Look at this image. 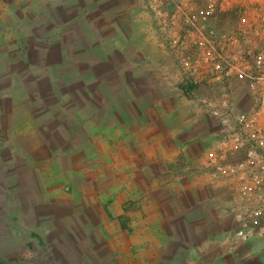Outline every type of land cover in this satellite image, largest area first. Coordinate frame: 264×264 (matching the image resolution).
Returning a JSON list of instances; mask_svg holds the SVG:
<instances>
[{
    "label": "rangeland",
    "instance_id": "374dc122",
    "mask_svg": "<svg viewBox=\"0 0 264 264\" xmlns=\"http://www.w3.org/2000/svg\"><path fill=\"white\" fill-rule=\"evenodd\" d=\"M219 1L224 30L264 10L263 0ZM159 2L0 0V161L11 173L0 176V264H264V242L240 241L227 216L217 229L224 246L205 241L207 225L198 242L190 224L175 232L172 217L178 238L155 245L146 193L122 186L121 167L113 178L129 104L144 103L134 77L146 68L149 26L159 31ZM157 34L151 50L168 52L177 72L178 56L194 49H164Z\"/></svg>",
    "mask_w": 264,
    "mask_h": 264
},
{
    "label": "built area",
    "instance_id": "2783aa9c",
    "mask_svg": "<svg viewBox=\"0 0 264 264\" xmlns=\"http://www.w3.org/2000/svg\"><path fill=\"white\" fill-rule=\"evenodd\" d=\"M154 4L162 47L194 49L178 56L176 70L194 85L215 136L203 159L208 180L232 192L235 236L264 242V10L245 11L224 30L219 0Z\"/></svg>",
    "mask_w": 264,
    "mask_h": 264
},
{
    "label": "crops",
    "instance_id": "0c3cea01",
    "mask_svg": "<svg viewBox=\"0 0 264 264\" xmlns=\"http://www.w3.org/2000/svg\"><path fill=\"white\" fill-rule=\"evenodd\" d=\"M224 1L229 2L227 5L238 2ZM221 3L223 5V0ZM149 27H152V36ZM149 27L143 26L149 33L144 40V47L148 49L146 68L142 74L134 77L145 83L142 90L144 103L142 106L129 104L126 119L129 130L127 153L123 150L125 147L113 149V152H119L113 156L119 162L118 165L113 164V178L116 179V172L121 167V174L127 176L126 184L122 186L126 185L131 192L146 193L143 206L151 209L149 223L154 225L150 231L159 233V239L154 240L155 245L165 238L168 218L172 217L175 232L178 224H190L198 242L207 225L211 231L204 235L205 241L209 243L219 238L220 247L224 246L228 235L220 237L217 229L221 223H225V216L231 218L233 196L226 184L210 183L203 167L204 155L216 146L213 130L205 111L195 100L194 85L185 81L180 73L174 72L172 56L162 49L151 50L156 48L153 34L156 36L158 29L155 23ZM157 35L160 45V34ZM129 86L131 89L132 83ZM164 193L166 197H163ZM219 212L221 217L216 215ZM167 235L178 238L177 233ZM211 251L208 249L207 253Z\"/></svg>",
    "mask_w": 264,
    "mask_h": 264
},
{
    "label": "trees",
    "instance_id": "16d2710c",
    "mask_svg": "<svg viewBox=\"0 0 264 264\" xmlns=\"http://www.w3.org/2000/svg\"><path fill=\"white\" fill-rule=\"evenodd\" d=\"M6 93V92H5ZM5 93H0V101L6 96ZM10 99L12 97L8 96ZM1 114H3L2 112H0ZM8 167L5 166L4 163H2V161H0V176H2L1 178L6 179V178H11V173H8L10 171H7ZM7 172V173H6ZM14 182L17 183L18 179H14Z\"/></svg>",
    "mask_w": 264,
    "mask_h": 264
}]
</instances>
